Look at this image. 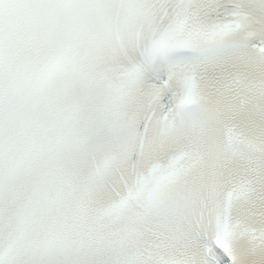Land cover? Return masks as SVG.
I'll list each match as a JSON object with an SVG mask.
<instances>
[{
	"label": "snow or ice",
	"instance_id": "6c2138e0",
	"mask_svg": "<svg viewBox=\"0 0 264 264\" xmlns=\"http://www.w3.org/2000/svg\"><path fill=\"white\" fill-rule=\"evenodd\" d=\"M0 264H264V0H0Z\"/></svg>",
	"mask_w": 264,
	"mask_h": 264
}]
</instances>
